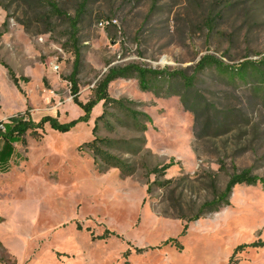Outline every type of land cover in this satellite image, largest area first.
<instances>
[{
  "label": "rangeland",
  "instance_id": "obj_1",
  "mask_svg": "<svg viewBox=\"0 0 264 264\" xmlns=\"http://www.w3.org/2000/svg\"><path fill=\"white\" fill-rule=\"evenodd\" d=\"M48 1L70 18L84 4L77 28L52 14ZM111 20L117 24L98 25ZM75 50L82 103L112 67L191 76L207 55L229 66L264 62V0H0V62L21 87L0 64V122L83 116L68 81ZM173 84L181 96L144 92L137 79L110 84L113 99L152 119L137 124L111 108L98 123L97 136L117 142L104 150L126 161L130 176L85 147L103 103L68 133L46 125L37 140L28 132L15 146L21 158L0 177V264H264V247L233 256L241 245L264 243L260 185L235 187L229 206L190 222L182 235L233 173L251 169L264 178V76L232 81L209 68L188 90ZM107 229L121 238L99 240ZM169 239L182 249L164 245Z\"/></svg>",
  "mask_w": 264,
  "mask_h": 264
},
{
  "label": "trees",
  "instance_id": "obj_2",
  "mask_svg": "<svg viewBox=\"0 0 264 264\" xmlns=\"http://www.w3.org/2000/svg\"><path fill=\"white\" fill-rule=\"evenodd\" d=\"M50 6V12L58 17H66L68 21L71 23V28L75 30L77 25L80 22V18L82 16L84 10V4L80 7L79 12L77 13L76 18H70L64 11H62L58 5L52 1L47 2ZM75 61L73 65V72L71 76L68 78V81L71 84V90L73 94V102L75 105L80 107L84 115L81 116L77 120H73L69 123L62 124L58 119L53 118L51 116L43 117L40 122H35L32 118H27L26 115H18L16 117L11 118L7 122H0V124H4L6 131L5 133L1 134L0 142L4 143L5 152L3 154L6 157L3 159L4 161H9L11 156L14 155L16 149L15 145L18 144H26V135L28 132L34 135L35 138L38 140L41 138V135L38 133V130H44L46 125H49L51 129L61 132V133H68L71 131L78 123L80 122H88L90 120V116L94 108L103 103V113L100 117L97 118L95 122V127L93 128V135L94 139L90 143L85 144V147L88 148L90 151L93 152L97 161L101 162L103 166L106 168H113L119 169L124 175L130 176L133 174L132 167L124 160L118 158L110 154L108 151L104 150L106 148L114 147L117 142L107 139H101L98 135V123L108 116H111L110 109H116L119 111H123L124 113L130 115L138 124L140 117H143L147 122L151 123L152 119L145 113L138 112L137 110L132 108L133 102L125 101V100H116L110 96L109 87L110 84L116 80L123 79V80H130V79H137L139 82L140 89L144 92L154 91L156 95L159 96V93L166 91V95L174 96L179 95L181 96L180 92L174 90L173 78L177 79V84L182 83L186 90L193 87L195 81L197 80V75L201 72L208 70L209 68H215L219 73L224 74L229 77L230 80H235L238 78L241 81H246L250 76L260 74L264 76V62H253V61H246L241 63L238 66H229L225 65L222 61L218 60L213 56H205L201 59V61L197 64L194 69V74L188 76L186 72H174L173 74L166 73L165 71H158V70H151L145 69L135 64H129L126 66H117L112 67L108 70V73L104 76L102 80H100L93 92V97L87 103H82L79 100V80L78 76L81 70V55L79 50H75ZM3 66L8 69L9 76L13 82V84L17 87L18 90L21 91L20 87V80L14 73L12 69H10L7 65L0 62ZM255 73V74H254ZM26 81V79H24ZM161 87L159 88V85ZM184 99V98H182ZM226 116L222 119L223 122L226 121ZM140 131L145 132L147 130L146 125H137ZM224 165L220 167L222 169ZM170 165L164 166L162 169H154L153 174L161 176L164 174L169 168ZM9 168L4 170V172L8 173ZM214 182V181H212ZM240 185L246 186H257L260 185L264 188V178L256 176L252 173L251 169H246L242 171H237L230 176L228 184L223 192H215L213 198L209 201L204 202L197 214L194 215L192 219L186 221V224L183 228L182 235L184 236L188 230V224L192 221H197L202 217L216 213L220 211L222 208H225L230 205V197L233 193L235 187ZM150 191V189L148 190ZM121 238L115 232L110 230H105L104 234L100 236L99 240H107L110 238ZM175 245L179 249H182L181 245L179 244L177 239H169L167 240L164 245ZM264 243L255 242L250 245H241L237 247L234 251V254H237L239 251L245 250L247 248H263ZM137 254H143L148 251L146 248H135ZM130 250L127 251L126 255L130 254Z\"/></svg>",
  "mask_w": 264,
  "mask_h": 264
},
{
  "label": "crops",
  "instance_id": "obj_3",
  "mask_svg": "<svg viewBox=\"0 0 264 264\" xmlns=\"http://www.w3.org/2000/svg\"><path fill=\"white\" fill-rule=\"evenodd\" d=\"M16 146V145H15ZM16 149V148H15ZM5 152V146L3 142H0V177L7 175L11 172V167L15 161V158H21L20 155L15 151L14 155L11 156L10 160L4 161L3 159L6 157L5 154H3ZM7 168H9L8 173L4 172V170H6Z\"/></svg>",
  "mask_w": 264,
  "mask_h": 264
},
{
  "label": "built area",
  "instance_id": "obj_4",
  "mask_svg": "<svg viewBox=\"0 0 264 264\" xmlns=\"http://www.w3.org/2000/svg\"><path fill=\"white\" fill-rule=\"evenodd\" d=\"M116 25L117 24V21L116 20H111L110 22H103L101 21L98 25L99 27H106V25ZM58 69V66H54V70H57ZM6 131V128H5V125L4 124H0V140H1V134L2 133H5Z\"/></svg>",
  "mask_w": 264,
  "mask_h": 264
}]
</instances>
